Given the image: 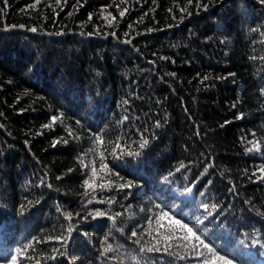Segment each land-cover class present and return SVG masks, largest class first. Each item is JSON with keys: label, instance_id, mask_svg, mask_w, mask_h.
I'll return each mask as SVG.
<instances>
[{"label": "trees", "instance_id": "16d2710c", "mask_svg": "<svg viewBox=\"0 0 264 264\" xmlns=\"http://www.w3.org/2000/svg\"><path fill=\"white\" fill-rule=\"evenodd\" d=\"M262 170L261 0H0V264H264Z\"/></svg>", "mask_w": 264, "mask_h": 264}, {"label": "snow or ice", "instance_id": "6c2138e0", "mask_svg": "<svg viewBox=\"0 0 264 264\" xmlns=\"http://www.w3.org/2000/svg\"><path fill=\"white\" fill-rule=\"evenodd\" d=\"M59 2H60V0H57V3H58V4H59ZM261 2L264 3V0H261ZM37 3H39V0H37ZM189 3H191V0H189ZM181 10H182V11H185L186 9H181ZM125 11H126V9H125V10H122V11L120 12V15L123 16ZM106 18H107V17H106ZM112 19L115 20V17H112ZM109 23H111V21H109ZM31 31H36V29L33 28V29H31ZM205 79H207V77H205ZM55 119H56V117H53V120H55ZM45 127H49V125H45ZM146 144H147V140H144V141H142V143H141L139 146H140L141 148H143ZM250 150H251V149H250ZM262 171H264V170H262ZM93 174H95V169H94V168H93ZM85 185H86L87 187H89V188L92 187V184H90L88 181H85ZM129 186H130V185H129ZM101 187H103V185H101ZM204 207H205V209L207 210L208 206L205 205ZM90 215L103 216V215H105V213H104V212H101V211H96L94 214H90ZM67 218H68L69 220H71V219H72L71 214H67ZM85 219H87V217H85ZM175 223H176V224H179L182 228H187L188 232L191 233L192 237H194L195 239H197V240L200 239V238L196 235V233L193 232V230H192L191 228H188V226H187L186 224H182L180 221H175ZM71 231H72V228H71V226H69V228H68V232L70 233ZM133 235H135V233H133ZM63 242H66V239H64ZM200 243H201V244H204V241H203V240H200ZM204 246L207 247V248H209V251H210V252H213V253L215 252V250L212 249L209 245L205 244ZM13 259H14V264H15V258H13ZM213 259H214V260H216V259H218V260H223V261H224V264H232V262H231L230 260H228L226 257H223V256H214ZM205 264H208V262L206 261Z\"/></svg>", "mask_w": 264, "mask_h": 264}, {"label": "bare ground", "instance_id": "6f19581e", "mask_svg": "<svg viewBox=\"0 0 264 264\" xmlns=\"http://www.w3.org/2000/svg\"><path fill=\"white\" fill-rule=\"evenodd\" d=\"M261 247V246H260Z\"/></svg>", "mask_w": 264, "mask_h": 264}]
</instances>
